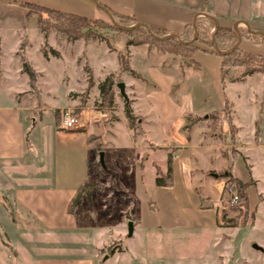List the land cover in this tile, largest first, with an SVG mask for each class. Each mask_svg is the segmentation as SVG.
<instances>
[{
	"label": "rangeland",
	"instance_id": "1",
	"mask_svg": "<svg viewBox=\"0 0 264 264\" xmlns=\"http://www.w3.org/2000/svg\"><path fill=\"white\" fill-rule=\"evenodd\" d=\"M238 1L225 0V10L221 11L223 16H215L220 26L232 28L228 41L215 40L213 23L203 16L198 18L214 51L193 50L191 61L197 67L192 68L185 64L186 58L161 53L153 46H128L124 51L121 33L104 34L107 43L71 41L55 32L44 35L33 17H25L26 7L21 5L31 3L109 21L112 12L101 6L98 0H0L4 17L2 27L14 28L17 37L15 51L18 61L23 56L31 67L41 70L36 71L33 85L27 81L28 88L14 95L16 101L25 106L49 107L41 116L39 111L28 110V116L32 117L23 121L25 140L31 144L34 142L36 152L32 162L35 169L31 172L26 168L25 176L20 175L16 184L42 185L46 182L43 178L52 171L50 152L54 142V116L59 120L60 111L69 110L78 117L77 110L87 108L86 114L96 110L104 115L97 120L88 119L85 131L79 130L86 132L89 150L94 151L89 166L93 171L91 183L94 190L91 200L81 205L82 215L88 216L85 223L94 229L84 232L86 239H83L82 248L101 247L95 254L97 259L102 254L100 252L108 254V249L113 247L116 251L114 260L110 259L113 264H264V145L252 149L246 146L255 143L259 137L257 128H264V74L253 73L237 80L242 68L229 66L222 78L218 52L231 50L239 36L236 46L252 55L264 56V41L253 42L242 37L247 29L251 33L247 24L238 26L236 32L233 29L237 19L260 23L264 27V0H248L246 12L238 9ZM207 6L210 9L211 0L207 1ZM9 22H14L16 27L7 25ZM193 35L196 30L187 34L191 42ZM117 54L121 58L126 54L127 65L132 71L121 68ZM108 75L113 82L108 93L100 96L97 85ZM117 83L123 84L125 98L119 94ZM0 103H5L2 94ZM125 104L136 116V124L134 122L131 129L125 119V123L121 120ZM229 108L228 123L224 114ZM192 110L221 113L223 139L233 146L226 152L218 148L223 141L217 132V137L211 141L201 140L215 146L210 148L213 153H207L210 161L199 158L200 150L184 149L182 152L172 148L179 141L176 128L179 114ZM36 116H40L41 122L33 126L31 119ZM194 119L192 115H184L182 133L190 132ZM230 123L234 125L233 130ZM199 125L197 136L204 129V125ZM58 132L65 135L57 137V145L77 144L76 140L67 137L72 132ZM161 142L170 147L167 155L182 154L177 160L170 159V183L156 186L154 177L160 173L157 165L164 175L167 155L164 149L153 153L156 147L152 144ZM99 152L103 167L98 161ZM189 154L193 155L190 157ZM58 157L61 160V154ZM188 165L204 170L217 166L218 170L211 175L221 191L217 201L208 195L207 184L199 189L197 183L191 181L186 172ZM228 169L246 184L244 211L231 209L233 205H230L224 188L227 179L222 176ZM217 175L223 179V184L217 181ZM215 210L218 217H222L221 222L235 221V225L215 226ZM6 216V210L0 207V246L6 240L17 249V253L14 258L7 257L8 251L0 247L1 263L37 264L43 259L79 256L80 249L70 244L69 238L57 236L51 243L55 246L49 245L48 233L37 230L29 221L15 222L16 231H13ZM124 216L132 218V221L128 220L132 223L130 235ZM204 226L209 234L201 229ZM1 230L10 237L4 238ZM253 244L263 251L254 249ZM106 257L104 255L102 259Z\"/></svg>",
	"mask_w": 264,
	"mask_h": 264
},
{
	"label": "crops",
	"instance_id": "2",
	"mask_svg": "<svg viewBox=\"0 0 264 264\" xmlns=\"http://www.w3.org/2000/svg\"><path fill=\"white\" fill-rule=\"evenodd\" d=\"M207 1L208 0H98L100 5L106 10L117 14L132 16L135 18L136 24H140L142 27L162 29L167 33L165 36L175 35L182 30L186 24H191L193 29V26H195L200 16L210 19L214 27L217 26V24L219 25V21L215 16H223L224 12L221 11L225 10V0H211L210 9H207ZM238 3V9H240V11H248V0H240ZM3 18L2 12L0 11V94H2L5 99V103H0V207L6 210V217L13 231H16L15 222L24 223L25 221H29L31 224H34V227H37V230L48 233V237L51 239L47 242L49 245H52L53 238L65 236L64 239L69 238L70 244H75L74 246L80 249V253H77L79 256L72 258L43 259L38 260L37 264H113L111 263L113 261L110 262V259L114 260L116 251H112L108 254L100 252L102 254H100V258L97 259L95 254L99 253L98 249H101V247L92 245L90 250H83V239H86L83 236L86 230H93L94 228L90 226V224L85 223V219L88 218V216L85 217V215H82V206L74 213L67 212V205L74 197L78 186L86 182H91V177L93 175V171L90 173L91 170L87 168L86 164L90 162L91 165L94 151L89 150V140L86 132H80L79 130L85 131L84 127L90 120H97L99 117L104 118V115H100L96 110H92V112L86 114L85 111L87 108H79L77 110L78 117L74 115L77 119V125L73 129L64 130L72 132L67 135L69 139L72 138L76 140L77 144L72 145H57V137L65 134L59 133L58 130L60 129L57 127L58 124H54L55 130L52 132L54 142L50 152L51 157H53L52 171L46 175V178H43L46 182L42 185L16 184L20 175L25 176L26 172L24 170H26V168H28L26 171L30 170L31 172H34L33 169H35L32 160L36 150L34 148V142L31 144V142L25 140L26 131L23 121L32 117L28 116V110L35 112L39 111V115L41 116L49 107L43 109L42 107L39 108L33 105L25 106L20 105L18 101H16L14 95L20 91H25L28 88V83L24 75L20 72V60L18 61L15 51L17 37L14 28L9 30L8 27L3 28V23L1 22ZM9 19L12 20V18ZM243 23L249 26L251 33L264 34V27L260 23L244 22L242 19L235 20L233 26L234 31L236 32L238 26H241ZM7 25L15 26L14 22H9ZM241 42L242 41H240V45ZM244 42L246 43L247 41ZM32 68L37 72H41V70L36 69L35 66H32ZM250 75H245L241 80ZM188 109L190 110L191 108L188 106ZM230 111L229 108L226 113ZM213 113L216 117V125L214 127L211 123V126L208 125L209 122L214 121L209 117ZM184 115H192L196 119L188 134H184L180 130ZM40 116L31 119L33 126L41 122L39 119ZM222 116L221 113L218 114L213 111L196 112L192 110V112H181L176 122V128H178L179 131V141L171 147L175 148V150L180 149L182 152L184 149H190L192 151L200 150L198 152L199 158L210 161V156H207V153H213V149L210 148H214L215 146L209 141L215 136L217 137V132H219L218 135L220 134L222 137L223 144H220L218 148L226 152L228 147H232L233 144L230 145L226 139H223V130L220 129ZM230 116V113L224 114V117L228 119V123L230 121ZM88 119L90 120L88 121ZM124 119L125 117L121 118L123 123H125L126 120ZM109 124H112V122ZM199 124L202 126L204 125V129L202 131L203 133H199L197 136L198 133L196 132H198L197 128L200 126ZM230 124L233 125L232 123ZM210 129L211 131L213 130V132H211ZM257 129L259 131V137L256 138L255 143L250 142L246 144L248 148H258L264 145V128ZM128 131L127 128V134L129 135ZM202 138L209 141L203 143L201 141ZM164 144L165 142L152 144L156 147L153 153L160 149H164L166 150L164 153L167 155L170 152L168 149L170 147ZM59 154H61V160H59ZM181 154H171V158L177 160ZM192 155L193 154H189L190 157ZM224 156L226 157V154ZM157 167L162 173V169L158 165ZM217 170V166H213L211 169L209 168L207 170L195 168L192 165H188L186 168V172L189 177H191V181L193 180L197 183V188L200 189L206 184L209 186L207 189L208 195L214 201H217L218 197L221 196V191H219L215 179L211 176ZM205 172L209 174L205 175ZM223 174H229L237 178L229 169L224 171ZM31 178L34 177L31 176ZM187 179L186 181H188ZM216 179L220 184H223V179L218 178V175ZM214 185H216V187ZM125 212L126 210L124 213ZM96 215L97 212L94 209V216ZM214 215L215 226L221 227L225 225V223L218 220L216 210ZM124 218L127 221H132L131 216H124ZM201 229L204 231L206 230L205 232L209 234L207 227L204 226L201 227ZM81 230L83 233L80 232ZM1 231L4 238L10 237V234H7L3 230ZM0 247L8 251L7 254L5 253L7 257L10 255L14 258L17 253V249L13 248L12 244L6 240L2 241ZM104 255H107L106 259H102ZM219 257L222 259L221 255H219ZM107 261H109V263H106ZM0 264L3 263L0 262Z\"/></svg>",
	"mask_w": 264,
	"mask_h": 264
},
{
	"label": "trees",
	"instance_id": "3",
	"mask_svg": "<svg viewBox=\"0 0 264 264\" xmlns=\"http://www.w3.org/2000/svg\"><path fill=\"white\" fill-rule=\"evenodd\" d=\"M26 7L25 17H33L36 26L40 31L47 35L49 32H55L56 34L63 35L67 40H81L83 42L87 41H104L108 42V38L104 36L107 33H121L123 35L124 51L127 50L128 46H140L147 45L153 46L157 51L161 53L170 54L173 56H180L186 58L185 64L189 67L196 68L197 66L191 60V53L196 48L204 52H213V48L208 40H206L205 29L200 27L199 21L195 23L196 35H194L193 41L190 42L187 34L192 31V25L186 24L175 35L165 37L166 31L154 27H142L136 24V20L132 16H126L117 13H111L114 23L109 21H104L99 18H86L84 16L63 12L59 10H54L50 8L41 7L39 5L31 3H22ZM210 23L211 20L207 19ZM213 25V24H212ZM128 26L130 28H125ZM232 33V28L223 27L217 24L214 27V38L215 40H229L230 34ZM112 36V35H111ZM245 39L251 40L253 42L264 41V35L252 34L248 30L244 31L243 36ZM52 54L56 55L54 51ZM43 55L45 53L43 51ZM220 55V67L222 78L227 72L229 66H239L241 67V73L237 80H241L245 75H250L252 73H263L264 74V56H255L248 52L243 51L240 47L235 46L231 50L225 53H219ZM118 63L124 70H129L130 67L127 65L126 54L124 58L117 54ZM20 72L24 74L30 85H33L37 72L29 65V62L22 56H20ZM113 82L111 76H106L97 87L99 89V95H105L108 93L110 86ZM226 103V102H225ZM229 114V113H227ZM123 115L126 119L128 128H133V123L136 124V116L131 112L129 105L125 104L123 107ZM214 121L212 126L216 125L215 115L209 116ZM187 119V118H186ZM196 120V119H194ZM54 122L57 125L59 120L57 116H54ZM230 129L233 130V125L229 124ZM183 129L181 126L180 130ZM171 156H166V172L163 175L161 172L157 173L154 177V184L156 186H165L170 183V163ZM87 168L90 167V162H87ZM92 171H90L91 173ZM227 181L224 182L225 187H230L237 195V201L232 204V210L244 211L245 209V183L237 178L230 176L229 174H223ZM94 185L91 182L83 183L78 186L74 197L71 199L67 205V212L74 213L78 210L82 203L89 201L91 198V192L94 190ZM222 217H218L221 221ZM225 225H235V221L226 223ZM109 253L113 251V247L108 249Z\"/></svg>",
	"mask_w": 264,
	"mask_h": 264
},
{
	"label": "built area",
	"instance_id": "4",
	"mask_svg": "<svg viewBox=\"0 0 264 264\" xmlns=\"http://www.w3.org/2000/svg\"><path fill=\"white\" fill-rule=\"evenodd\" d=\"M77 125V119L74 115H72L71 111L63 110L60 111V118L57 127L60 130H70L73 129ZM226 194L229 197L230 205L235 204L237 201L236 193L228 186L224 187Z\"/></svg>",
	"mask_w": 264,
	"mask_h": 264
},
{
	"label": "water",
	"instance_id": "5",
	"mask_svg": "<svg viewBox=\"0 0 264 264\" xmlns=\"http://www.w3.org/2000/svg\"><path fill=\"white\" fill-rule=\"evenodd\" d=\"M95 2H96V0H94ZM110 21L112 22V23H114V21H113V19L110 17ZM138 25V24H137ZM140 25V24H139ZM193 31H195V27L193 26ZM262 35H264V34H262ZM165 37H168V36H165ZM194 38V35H193V37H192V39ZM239 36L237 37V39H236V42L234 43V45L231 47V48H233V47H235L236 46V44H237V42L239 41ZM191 42V41H190ZM217 50V49H216ZM218 51V50H217ZM229 51V50H228ZM228 51H218V52H220V53H225V52H228ZM116 86H117V88L119 89V94L123 97V98H125V95H124V92H123V84L122 83H117L116 84ZM98 161H99V164L103 167V165H102V154L99 152V154H98ZM127 231H128V234L130 235L131 233H132V223L130 222V221H128V223H127ZM253 246V248L254 249H257V250H260V251H262V249H260V247H258V246H256V245H252Z\"/></svg>",
	"mask_w": 264,
	"mask_h": 264
}]
</instances>
